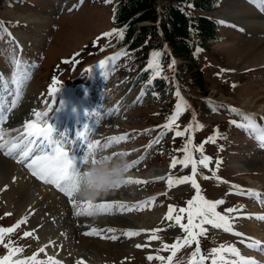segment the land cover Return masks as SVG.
Listing matches in <instances>:
<instances>
[{
    "label": "rangeland",
    "instance_id": "obj_1",
    "mask_svg": "<svg viewBox=\"0 0 264 264\" xmlns=\"http://www.w3.org/2000/svg\"><path fill=\"white\" fill-rule=\"evenodd\" d=\"M260 4L261 0H218L215 10L205 11L218 19L222 27L218 41L201 56L208 99L224 103L226 108L234 111L248 112L250 117L260 118L259 126H262L264 52L253 53L249 49L252 46L246 45L263 37L264 30L257 25L238 22L241 11L246 9L263 17L264 3L263 6ZM111 8L112 5L102 0H3V5L0 4V17L13 26V30L11 27L8 30L10 38L0 44V115L5 118L0 130L11 124L9 119L24 103L28 114L21 116L25 119L23 122L14 125L23 128L18 127L19 131L11 136L24 131L26 119L34 122L36 113H47L41 117L39 125H56L57 133L52 141H59L57 145L66 151L61 142L68 140V133L75 124L69 113L76 106H87L97 120L95 131L87 136L90 137L88 142L100 141L103 145L111 137H127L108 148H99L93 156L104 158L113 153H125L113 159L123 157L128 165L138 161L128 169L126 180L141 181L139 184L122 183L110 191L113 200L126 205L123 210L114 206L102 213L93 207L91 214L81 209V214L77 215L78 208L75 207L66 217L62 215L65 214L64 205L72 201L76 200L80 205L101 203L99 199L83 200L75 194L74 198H69L59 189L55 191V185L29 173L35 182L26 185L24 176L19 175L15 183L19 181L24 185L25 195L12 192L9 196L2 194L0 189V228L14 230L0 234V264H52V261L59 264H168L167 258L172 256L174 244L179 246L171 264H192L193 259L200 258L192 256L197 241L200 253L205 257L203 264H212L213 260L216 264H244L246 260L264 264V240H260L253 253L249 247L252 241L245 229L248 218L264 217V145L259 141V134L249 128L244 118L227 116L225 109L221 113L203 110L201 100L205 98L193 87H182V77L176 73L179 60L174 59L172 66L175 92L146 94L145 85H136L134 77L141 65L132 55L123 54L116 64L111 62L114 59H109L113 58L114 43L121 37L113 27ZM110 32L113 35H104ZM13 57L20 61L18 69L12 63ZM155 58L152 55L149 62ZM101 61L105 62L104 68L99 66ZM222 65L228 68L224 72ZM13 73H18V84L12 83ZM79 85L82 87L76 90ZM70 95L73 96L69 98ZM178 103L182 106L181 115L168 130L163 126L169 123ZM185 104L190 108L189 112ZM63 123L67 124L65 130L61 128ZM241 123L244 127L238 126ZM77 128L79 132L80 122ZM176 131L185 134L177 137ZM193 132L194 147L199 150L202 146V154L211 155L215 162L213 166L204 167L200 163V167L197 166L201 174L199 179L202 175L210 177L199 180L200 192L204 188L206 200L225 201L216 211L226 217L231 231L208 223L203 225L200 220L203 232L195 233L196 238L186 243L188 233L174 220L168 221L165 217L169 206L177 203L179 208H173L172 215L182 214L181 224L187 225L188 213H180L179 209L188 208L187 201L194 198L196 189L189 182L191 180L176 181L186 176L197 180V176L193 177L192 173L190 176V162L186 169L180 162L174 168L171 165L173 161H184L189 156L196 160L189 142ZM19 137L24 138L22 134ZM185 137H188V144ZM209 137H214L215 142H208ZM84 153L70 158L79 160ZM185 170L188 171L186 175ZM6 173V167L0 164V177L4 179ZM15 176L16 173L10 179L15 180ZM169 177L173 180L171 187ZM52 189L61 199L56 209L50 206L54 198ZM146 201L148 203H144ZM32 202L34 207H30ZM183 202L185 205L182 206ZM227 208L235 211L227 213ZM21 220L25 222L14 228ZM259 220L264 228V219ZM94 228L99 236L84 234ZM75 230H78L77 234ZM196 230L200 231V227ZM129 231L139 235L128 236ZM191 231L194 234L193 227ZM26 232L30 235L25 236ZM88 238L93 239L92 242ZM164 245L169 248L165 249ZM231 248H235L238 255L231 253ZM213 249L217 251L213 253ZM149 256L154 258L149 260ZM157 256H163L165 260L155 259ZM4 257L8 259L5 261Z\"/></svg>",
    "mask_w": 264,
    "mask_h": 264
},
{
    "label": "trees",
    "instance_id": "obj_2",
    "mask_svg": "<svg viewBox=\"0 0 264 264\" xmlns=\"http://www.w3.org/2000/svg\"><path fill=\"white\" fill-rule=\"evenodd\" d=\"M102 1L112 5L113 27L123 33L116 47L124 46L122 51L125 55H132L141 65L136 70L138 85L147 82L145 89L161 91L162 95L175 92L172 66L173 60L178 59L181 63L176 67V73L179 78L182 77V87L194 88L205 98L201 100L203 110L221 113L225 109L227 116L242 117L247 125L249 122L258 123L260 118L250 117L247 112L229 110L225 104L206 98L208 91L201 55L218 41L222 23L204 12L215 10L218 0ZM0 4L3 5V0ZM6 27L13 28L0 17V44L8 37ZM153 53H159L151 61L158 67L148 68ZM227 69V65H222V72ZM185 109L190 111L187 104ZM185 140L188 144V137Z\"/></svg>",
    "mask_w": 264,
    "mask_h": 264
},
{
    "label": "snow or ice",
    "instance_id": "obj_3",
    "mask_svg": "<svg viewBox=\"0 0 264 264\" xmlns=\"http://www.w3.org/2000/svg\"><path fill=\"white\" fill-rule=\"evenodd\" d=\"M261 3H264V0H261ZM115 31V30H114ZM105 36H111L113 35L112 32L105 33ZM121 38L123 36V33H120ZM154 57H158L159 53H153ZM114 59L113 58H109ZM13 65L19 68L20 61L16 60L15 57H13L12 60ZM99 66L101 68L105 67V62L101 61ZM158 67V65L155 64V62L149 63L148 68H154ZM18 73L12 74V83L18 84L19 81L16 79ZM177 96H179V92L176 93ZM13 106H15V102H13ZM182 112V106L180 103L176 105L175 113L169 117V123L165 124L163 127L171 130L172 128V122H174ZM36 121L34 122H25L24 125V131L22 133L24 139L18 144V143H12L11 146L8 145L7 141L3 140V136L5 133L3 131H0V149L4 150V154L13 158H17V155L19 156L18 162H24L28 160V158L32 155L34 151V145L38 143L39 140L43 139L45 141L51 142V133L53 131L51 126L48 127H39V121L42 116H46L47 113H36ZM4 117L0 115V124L4 122ZM233 123H236V121H233ZM238 126L244 127V124L241 123ZM249 128H251L254 132H257L259 134L258 138L262 145H264V126H257L253 122H249ZM191 127V126H189ZM198 128L203 127L202 125H197ZM187 130V129H186ZM19 131V130H16ZM185 133L181 131H176L175 136H183ZM85 137L87 140L86 134H80ZM20 137H17V140H19ZM126 136H120V137H111L108 140V143L101 145L100 141L95 142H87V151L84 153V155L79 159L75 160L72 158H69V155L66 151L62 149L61 146L56 145L54 142H51L52 146V152L51 154H47V149L44 150L45 154L36 155L34 156L30 162L27 163V168L31 170L32 174L36 176L38 179L44 181L45 183H50L55 185L57 189L64 192L68 197H72L75 191L77 190L79 183H80V165L88 163V157L93 156V154L99 149V148H108L111 146L112 143H119L122 140H126ZM191 142V141H189ZM208 142H215L214 137H209ZM186 151V149L184 150ZM199 151L203 152V147L201 146ZM126 155L125 153H113L111 156L104 157L105 160H112L115 156H122ZM210 161V158L207 156H204L200 159L199 163L203 165L204 167L208 166V163ZM192 163V173L193 177L196 174V163L192 160V158L189 156L184 161H180V163H183L185 167H187L188 163ZM92 164L98 163L96 159L91 160ZM135 163L127 165V170L134 166ZM177 161H173L172 167L174 168L176 166ZM207 178V177H205ZM191 180L192 187L196 189V195L193 199L187 201L188 208H180L179 212L188 213V220L187 225L181 224L182 217L180 215H176L173 217L172 213L174 211L173 207L170 205L168 209V214L165 217V220L172 221L174 220L176 225H179L181 228H183L187 233L188 236L185 238V242H190L191 240H194L196 238L195 234L192 233L191 227H194L193 225V218L194 217H201L202 223H208L212 224L216 228L223 227L225 231H231V227L228 225V220L224 215L216 211V208L218 205H222L225 203L223 199L217 200V201H209L206 200L201 194L199 185L196 183V180L192 177H183V179L176 181V183H184L186 181ZM124 183H141V181H132V180H125ZM168 184L169 187L172 186L173 180L169 177L168 178ZM121 184L115 185V188H119ZM155 199V198H152ZM144 203H148L147 201ZM118 207L121 210H123L126 205L124 204H97L93 205L91 202L84 204V205H76L74 202V207H77L78 210L75 214L80 215L81 209L86 212L87 214L90 213V209L95 207L98 208L102 213L110 211L113 207ZM134 207H141V205H135ZM227 213H232L235 211L233 208H227L225 210ZM211 217V218H210ZM260 219H264V217H259ZM24 220H21L17 223V225H14L13 227H19L20 224L24 223ZM13 228H0V233H6V232H12ZM108 231H114L112 229H109ZM159 231V230H158ZM203 232V229L201 230ZM85 235H93L97 234L96 230L93 229L91 232L84 233ZM236 235H242L240 233H235ZM25 236L30 235V233H25ZM126 235L132 236V235H139L138 232H127ZM113 239L116 237L113 236ZM152 238H158V237H152ZM0 240H2V236H0ZM256 245H259V241L255 242ZM179 245L174 244L171 246L173 249L172 256H169L167 258L168 264H171L172 257L175 255V249L178 248ZM253 245H249V247H252ZM137 247H140V245H137ZM224 246L222 245L221 248ZM164 248H169L168 245H164ZM17 251H20V249H17ZM43 251V249H41ZM217 250L213 249L212 252L215 253ZM231 253L237 254L238 252L235 248H231L229 250ZM193 258L199 256V260L193 259L192 264H203V261L205 257L200 253L199 248V241H197V247L196 250L192 253ZM154 257L149 256L148 259L152 260ZM5 261L8 259L7 257L3 258ZM35 260V257L32 258ZM155 259H159L161 261H164L165 258L163 256H157ZM19 264V262H18ZM52 264H59L58 261H52ZM212 264H216V261L213 260ZM244 264H257L255 260H246Z\"/></svg>",
    "mask_w": 264,
    "mask_h": 264
},
{
    "label": "bare ground",
    "instance_id": "obj_4",
    "mask_svg": "<svg viewBox=\"0 0 264 264\" xmlns=\"http://www.w3.org/2000/svg\"><path fill=\"white\" fill-rule=\"evenodd\" d=\"M260 5L263 6V3L260 4ZM238 22L241 23V24L247 25V26L257 25V26L261 27L264 30V16L262 17L260 15H257L256 13L250 12V10H247V9L241 11L240 15L238 16ZM246 46H252L249 49L253 53H257V52L263 53L264 52V36L260 37V39L257 40V41H255V40L251 41L249 43V45H246ZM26 106L27 105L24 104V103L19 105V107L17 106L18 108H17L16 114L14 116H12L9 119V121H8V123H11V124H8L5 128H2L4 130H0V131H3L5 133V135L3 136V140L7 141L9 146H11L12 143H18L19 144L24 139V138L20 137V139L17 140V137L19 135H21L23 132H19L20 134H18V135H14V136H11V135L18 129V127H22V125H17V127H15L14 125L17 124V123L19 124L20 122H23V120H25V119H22L24 117H21V116L28 114ZM14 109H16V107ZM76 111H79V112L77 114L73 112V115H72V118L76 122H78V120H82L84 117L89 118V121L97 122V120L95 119V115H92V112L90 110H87L86 108H83V107H77L75 112ZM19 117H20V119H19ZM30 120L31 119H26V122H31ZM6 124L7 123H5V125ZM90 131L94 132L95 131V126L93 127V125H92L89 129L85 130L84 134H86L88 136ZM82 137H84V136H82ZM89 139H90V137H87V140H89ZM87 140L85 138L84 139H82V138H77V139L75 138L74 139V137H72L71 141H69L70 142L69 143V147L72 149L73 152H76V153L77 152H83L85 150V148H86ZM39 142H40V140L38 141V143ZM38 143H37V145H38ZM35 147H36V145H34V150H35ZM108 156H111V155H108ZM12 159H14V158L4 154V150H0V164L2 166L6 167V171H7V173H6L7 175L5 174L6 177L5 178L3 177L4 179H2L0 177V184H1L0 185V189H1L2 194L5 193L6 195L11 196L12 192H14V193L18 194L19 196H23V195H25L27 193L26 190L23 189L24 185L20 184L19 181L15 183V181L17 180V177L22 174V176H24V179L26 180V185H28L27 182H29L30 184L35 182V180L29 175V174H32L31 170H29V169L25 170L26 169V165L24 166V164H27L28 162H30V160L28 158V160H26L24 162H21L22 166L19 167L20 170H19V172H17V170L19 169L18 165L16 164L17 162L15 163L14 161H12ZM14 173H16V176L14 178L15 180H11L10 177H12ZM153 173H154V171H153ZM205 176L207 177L208 180L210 179V177L208 178L207 175H205ZM205 176L202 175L200 177H202V179H204ZM52 191L55 193L54 189H52L51 192ZM203 191H204V188L200 192L201 195L205 199H208V197H205V195H204L205 192H203ZM54 193H53L54 198L52 199V202H51V205H50L52 209H56L57 205L61 201L60 198L56 197V196H60V195H58L56 193L54 195ZM195 194H196V192H195ZM111 195H112V193L109 192L108 194L104 195L103 197L98 198L99 202L100 203H104V204H108V203L112 202L114 205L122 203L121 201L113 200V197ZM11 200H12V198H11ZM12 201H14V200H12ZM75 203L78 206L80 205V202H78V201L76 202V200H75ZM30 205H31L30 207H32V206L34 207L35 203L32 202V203H30ZM175 207L177 209V207H178L177 203H176ZM64 208H65V211H64L65 214H62V215H66V217H67L69 215V213H70V210L72 208H75L74 207V202L72 201L68 205L65 204ZM117 209L121 210L120 208H117ZM246 223H247V226H246L245 229L247 231L248 238H250V240L252 241L251 245H253V246L251 247V251L254 253L255 251H257V247H256L255 242L256 241L260 242V240H264V228L262 226H260L261 222H260L258 217H255L253 219L252 218L251 219L248 218L246 220ZM75 233L77 234L78 230H75ZM95 235H98V232ZM88 239H89L88 240L89 242L91 240H93L91 238H88ZM257 264H258V262H257Z\"/></svg>",
    "mask_w": 264,
    "mask_h": 264
},
{
    "label": "clouds",
    "instance_id": "obj_5",
    "mask_svg": "<svg viewBox=\"0 0 264 264\" xmlns=\"http://www.w3.org/2000/svg\"><path fill=\"white\" fill-rule=\"evenodd\" d=\"M96 159L98 163L92 164ZM88 163L80 170V183L75 195L83 200H96L108 194L117 184L127 178L128 161L121 157L105 160L102 156H89Z\"/></svg>",
    "mask_w": 264,
    "mask_h": 264
}]
</instances>
